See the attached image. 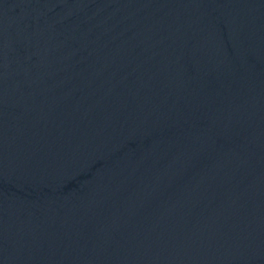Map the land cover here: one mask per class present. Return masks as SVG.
Segmentation results:
<instances>
[{
	"label": "water",
	"instance_id": "1",
	"mask_svg": "<svg viewBox=\"0 0 264 264\" xmlns=\"http://www.w3.org/2000/svg\"><path fill=\"white\" fill-rule=\"evenodd\" d=\"M0 264H264V0H0Z\"/></svg>",
	"mask_w": 264,
	"mask_h": 264
}]
</instances>
